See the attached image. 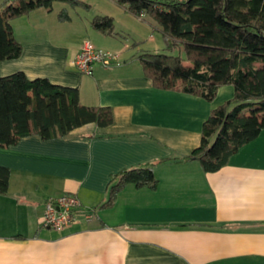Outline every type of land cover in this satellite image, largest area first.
Masks as SVG:
<instances>
[{"label": "crops", "instance_id": "crops-1", "mask_svg": "<svg viewBox=\"0 0 264 264\" xmlns=\"http://www.w3.org/2000/svg\"><path fill=\"white\" fill-rule=\"evenodd\" d=\"M109 1L118 9L105 15L146 28L147 15ZM52 11L36 8L10 21L21 54L0 61V76L20 70L76 87L81 104L110 107L113 122L0 146V165L9 168L0 194V264H264V128L214 172L183 159L199 144L210 111L233 95L232 85L211 101L156 88L126 31L103 34L89 14L79 19L83 38L72 43L73 19L55 20ZM84 40L118 52L120 63L81 73L72 61ZM142 166L153 167L155 187L126 183L101 206L114 175ZM64 193L79 199L75 220L62 230L42 227L44 202Z\"/></svg>", "mask_w": 264, "mask_h": 264}, {"label": "trees", "instance_id": "trees-1", "mask_svg": "<svg viewBox=\"0 0 264 264\" xmlns=\"http://www.w3.org/2000/svg\"><path fill=\"white\" fill-rule=\"evenodd\" d=\"M56 1L81 3L4 0L0 4V61L21 54L10 21L36 8L51 11ZM113 1L136 16L150 17L165 47L184 52V58L149 51L137 55L154 87L211 101L221 86L232 85L233 95L210 111L202 123L199 144L183 156L198 161L205 172L218 170L264 128V0ZM58 17L64 20L68 15L62 9ZM90 25L103 34H116L109 15H95ZM112 122L110 107L81 104L76 87L55 84L46 77L30 79L20 70L0 76L2 147L30 134L50 139L87 123L105 127ZM113 181L101 206L111 204L126 183L155 187L157 182L152 166L124 169ZM8 184L9 168L0 165V194Z\"/></svg>", "mask_w": 264, "mask_h": 264}, {"label": "rangeland", "instance_id": "rangeland-1", "mask_svg": "<svg viewBox=\"0 0 264 264\" xmlns=\"http://www.w3.org/2000/svg\"><path fill=\"white\" fill-rule=\"evenodd\" d=\"M81 3L76 5H70L61 1H56L53 3L52 8L53 11L51 12L52 17L55 18V20L58 18L59 12L64 9L66 11V14L68 17L72 18L73 21L69 24V41L72 43L77 42L79 39L83 38L82 35L80 37V31L79 26L81 25V21L79 19L81 17H84L85 15H105L109 12L114 11L115 9H118L115 4L110 2L109 0H78ZM4 2V0H0V4ZM113 23H114V31L118 33H123L124 30L126 32H132L130 35H127L126 32L123 33V35H126L127 40L132 43V41H136L137 44L140 46V50L138 53H142L145 51L149 52H162L169 55H180L184 58V52L180 48H173V49H167L164 45V42L162 40L161 32L159 28L155 25L154 21L149 19L147 16L145 17L147 23H144L146 25L144 28L141 27L139 31L132 29V26L129 23H125L120 19V17L116 16L112 17ZM139 26H141L140 23H138ZM150 24V25H149ZM136 27V26H135ZM135 45V46H136ZM185 63H188L185 61Z\"/></svg>", "mask_w": 264, "mask_h": 264}, {"label": "built area", "instance_id": "built-area-1", "mask_svg": "<svg viewBox=\"0 0 264 264\" xmlns=\"http://www.w3.org/2000/svg\"><path fill=\"white\" fill-rule=\"evenodd\" d=\"M96 63L104 67L119 64V53L97 48L89 40H84L74 56L73 66L81 73L90 74L92 66ZM79 206V199L73 193L48 198L44 202L40 224L42 227L62 230L75 220V210ZM88 217L89 215L86 216Z\"/></svg>", "mask_w": 264, "mask_h": 264}]
</instances>
